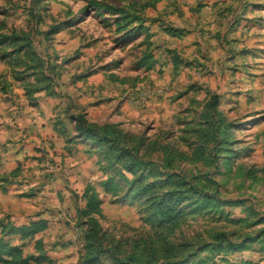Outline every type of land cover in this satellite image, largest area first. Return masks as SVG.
I'll list each match as a JSON object with an SVG mask.
<instances>
[{"label": "rangeland", "instance_id": "1", "mask_svg": "<svg viewBox=\"0 0 264 264\" xmlns=\"http://www.w3.org/2000/svg\"><path fill=\"white\" fill-rule=\"evenodd\" d=\"M183 2L215 3L235 31L241 15L264 22V0H0V107L61 98L71 155L38 172L0 155L22 222L36 192L64 185L44 244L0 226V264H264L263 49L245 45L241 64L230 51L226 88L205 47L162 48Z\"/></svg>", "mask_w": 264, "mask_h": 264}, {"label": "crops", "instance_id": "2", "mask_svg": "<svg viewBox=\"0 0 264 264\" xmlns=\"http://www.w3.org/2000/svg\"><path fill=\"white\" fill-rule=\"evenodd\" d=\"M183 4L181 9H179V12L182 10V13H177L176 9V37H170L167 31L164 30L160 44L165 45L162 48L167 49L169 47L167 43L170 40L175 41L174 46L180 52H188L191 48L205 47L210 53L209 57L212 65L215 64L216 66V61L220 58L223 71L221 83L228 88L230 73L226 66L229 63L228 54L230 51L237 50L235 53L236 59H240L237 61L241 64L244 61L241 51L245 45L251 43L258 45L263 51L259 55L261 57L260 61L255 62L256 65L253 67L256 76L253 78L252 83H254V86L256 83H264V22H249L247 15H241L239 22H237V25L240 26L235 31V27H233L235 21L228 23L225 20L228 17V12L219 11L215 3L212 2L210 3L211 5L208 4L202 8L195 5L191 7L192 9L189 7L190 5L187 6L184 2ZM204 8H208V11L197 13V10ZM247 27H252V29L248 30ZM245 39L247 43L244 42ZM167 52L169 51H166V54ZM177 61L178 58L176 57V64ZM238 67L240 70L237 76H245L244 67ZM244 81L243 77V80L238 81V83H241L244 87ZM37 96V105L26 108L24 112L17 111V116H15L16 111H12L13 108L4 111L3 107H0V146L5 145V150L0 153V155L2 154V161L5 162L7 158L22 160L27 155H31L32 172H38L39 165L43 164L42 159L44 157L64 160L65 165L66 161L71 158L70 147L67 142L68 137L67 133H65L68 121L65 104H63L61 98L56 96H47L44 93H38ZM129 101L130 99L126 100V103ZM16 122L19 125L18 128L14 127ZM1 172H4V170ZM37 178L39 179V176ZM14 183L12 181L7 190L4 187H0V226L6 230L12 227L18 228L23 225H29L32 221L44 220L47 222V226L43 230L28 237H24L19 233L23 239H34L36 245L44 244V233L55 220L54 216L50 215V212L52 208L58 206L55 197L58 198L61 194L59 190L64 186L63 177L62 175L56 177L54 181L43 187L48 189L46 192H36L35 205H27L26 209H31L27 214L35 212L37 215L26 218V222L20 220L19 213L10 203L12 197H14V192H16L10 189H19ZM24 186L28 187L29 185L24 184ZM83 193L82 191L81 194ZM32 194L35 193H29V195ZM49 198H51V201H49ZM57 200L58 202L60 201L59 199ZM9 215L10 217H8Z\"/></svg>", "mask_w": 264, "mask_h": 264}, {"label": "trees", "instance_id": "3", "mask_svg": "<svg viewBox=\"0 0 264 264\" xmlns=\"http://www.w3.org/2000/svg\"><path fill=\"white\" fill-rule=\"evenodd\" d=\"M88 207L85 210H92V209H96L97 205L96 204H91L88 202ZM96 207V208H95ZM80 213H82V211H80ZM90 222L93 223L92 225L89 226V232L91 233H96L97 232V222L95 219H90ZM47 226V222L44 220H36V221H32L29 225H23L20 226L18 228L16 227H12L11 229H17L18 232H20L24 237H28L31 236L37 232H39L40 230H43L44 228H46ZM5 229H3L4 231ZM7 243H5V241L0 240V247L1 248H7L8 246L6 245ZM15 248V250H18V247H13Z\"/></svg>", "mask_w": 264, "mask_h": 264}]
</instances>
